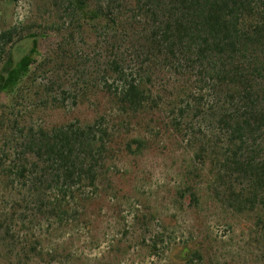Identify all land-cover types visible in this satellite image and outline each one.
<instances>
[{
  "label": "rangeland",
  "instance_id": "1",
  "mask_svg": "<svg viewBox=\"0 0 264 264\" xmlns=\"http://www.w3.org/2000/svg\"><path fill=\"white\" fill-rule=\"evenodd\" d=\"M148 19L125 16L114 35L69 0H0V264H264L262 201L239 207L219 179L229 101L179 60L146 57ZM139 77L149 101L127 110L118 98ZM85 124L106 130L108 153L97 191L76 187L60 220L41 162L24 179L8 171L31 168L39 133Z\"/></svg>",
  "mask_w": 264,
  "mask_h": 264
},
{
  "label": "trees",
  "instance_id": "2",
  "mask_svg": "<svg viewBox=\"0 0 264 264\" xmlns=\"http://www.w3.org/2000/svg\"><path fill=\"white\" fill-rule=\"evenodd\" d=\"M69 1L82 17L91 23H104L103 30L114 35L127 23L125 16L134 12L145 15L149 25L144 29L141 50L146 57L159 56L169 65V60L177 59L183 70L192 69L198 78L210 80L217 95H226L228 107L217 120L226 130L225 151L212 153L210 159L219 155L220 170L225 171L219 179L228 183L226 191L232 201L239 207V203H249L250 209L262 201L264 207V0H122L121 4L119 0H108L106 4L105 0ZM113 49L118 48L113 45ZM111 64L118 80L126 81L117 63ZM30 74L26 68L12 89L14 94L26 85ZM141 85L144 82L139 77L125 84L118 95L127 110L149 101ZM192 109L199 111L200 105L194 104ZM99 126L66 125L39 133L26 147L34 160L31 168L21 164L8 173L24 179L41 162L43 175L50 177L44 192L53 189L48 197L49 214L62 220L72 193L80 191L76 187L83 184L97 191L96 168L103 165L102 156L108 153L103 138L106 130ZM19 133L23 135V130ZM233 176L247 188L236 192L230 180ZM262 231L264 234V224ZM157 244L154 241L151 250Z\"/></svg>",
  "mask_w": 264,
  "mask_h": 264
}]
</instances>
